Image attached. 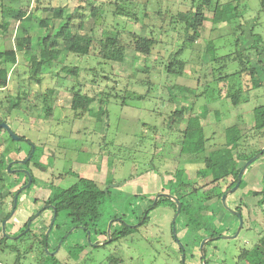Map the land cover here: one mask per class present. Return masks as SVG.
<instances>
[{
  "label": "rangeland",
  "instance_id": "374dc122",
  "mask_svg": "<svg viewBox=\"0 0 264 264\" xmlns=\"http://www.w3.org/2000/svg\"><path fill=\"white\" fill-rule=\"evenodd\" d=\"M51 1L54 6L65 5L66 13H70L77 5L84 6L83 12L90 13L85 2L80 0ZM101 1L103 0H96V3ZM134 1L138 3L137 21L114 17L105 8L100 9L95 16L84 17L85 27L92 28L98 34L107 33L111 26L117 24L118 27L127 26L126 28H131L141 36L151 34L158 40L152 49L153 54L143 55L127 49L123 61L112 62L111 70L115 74L126 76L137 73V76L135 79L133 76L112 79L106 83V87H102V80L99 81L100 87L95 86L91 82L92 72L84 70L91 64L75 58L74 63L81 67L79 79L85 83L82 91L97 94L100 89L104 90L105 95H110L104 116L98 114L97 100L91 103L85 116H73L69 109L71 93L65 87L70 82L66 81L64 85L55 82L57 67L44 66L40 87L27 79L29 56L36 51L38 36L44 32L39 20L41 17H51V12L34 11L32 2L27 5L26 0H22V10L29 17L32 15L25 22L28 25V35H23L24 42L30 45L29 50H23L15 42V37L22 33L20 27H17V21L10 20L6 31L0 30V49L5 52L9 72L8 85L0 91V118L6 121L16 135L25 136L23 140H15L13 143L21 148L14 160L26 158L32 150V144L37 146L32 161L26 166L25 163L22 164L24 168H6L7 174H4L2 182L6 187H11L12 177H17L20 184L25 181V176L27 179L26 174L12 173L11 170L27 169L35 181L18 196L15 214L5 223V233L11 235L25 223L28 216L37 214L39 210L41 214L34 218L31 228L38 229L43 223L50 225L52 208L43 204L49 189H42L41 183L50 182L68 187L79 177H84L96 181L103 190H110L105 194L101 205L102 220H107L106 228L113 217L116 218L114 223L112 221L114 227L119 228L120 222L136 225L138 222L135 218L148 205L153 206L158 195L160 196L156 201L159 203L149 211L146 222L137 230L105 245L93 246V243L104 241V238H96L92 232L88 241L87 232L83 233L80 228L73 229L61 242L57 252L50 255L59 261L58 264H109V256L121 258L119 264H235L240 251L256 245L264 234L263 226L258 222L260 214L253 208L243 212V224L237 235L226 237L236 232L239 221L224 206L219 207L217 225L222 234L204 243L201 242L210 236L206 235L198 243L201 232H187L179 217L175 222L176 238L182 244L189 239L188 244L179 251L180 244L172 231L174 208L165 198L167 196L162 194L175 196L177 185L181 181L198 185L204 180L196 176V169L202 166L198 156L179 153L180 130L185 121L169 125L167 120L173 108L191 106L190 120L200 121L203 133L198 131V134L201 138H208L206 150L220 146L224 142V129L233 125L241 132L254 136V148L250 151L264 147V127L253 128L256 119L253 108L264 105V92L262 88L254 89L245 101L232 105L225 97L231 86L228 75L239 68V61L220 58L231 55L236 48L247 47L251 43V33H256L260 41L264 40V10L261 8L264 0H233L243 1L238 10L239 16L222 24L213 23L211 8L201 4L207 19L203 22L197 41L181 55L185 60L182 76L167 73L164 66L170 49H174L182 41L179 34L178 39L177 33L169 29L168 13L189 8L190 0ZM227 1L221 0L225 3ZM233 1L224 4L221 12L225 13L232 7L235 4ZM3 3L18 6L17 0H4ZM142 12L146 15L143 16ZM238 24L239 28L236 27ZM178 29L180 28L177 26L175 30ZM236 37L239 39L238 47L235 45ZM210 49L211 55L219 59L210 60ZM92 61L96 62L95 59ZM219 77L222 79L217 81ZM144 79L149 82H141ZM237 81L239 80L235 83ZM242 82L245 88L250 87L245 73L242 74ZM47 87L56 89L51 116H28L25 113L26 101L19 102L17 97L24 96L29 88L40 90ZM7 105H13L14 109L10 115L5 116L3 112ZM6 144H10L9 135L1 130L0 153ZM35 162L38 163L37 166L34 165ZM15 164L18 163L12 165ZM263 167L259 162L250 166L243 177V186L247 183L252 187L241 186L229 193L226 203L230 208L234 207L233 201L241 199L251 204V200L255 198H252L248 189L259 184L258 178ZM14 188L15 185H12V189ZM9 208L10 199L6 207L0 209V219ZM3 221L0 220V237L6 235L1 229ZM56 222L64 223L63 213L59 214ZM65 227L66 224L58 229L53 227L48 232L46 247L50 252L57 248L61 239L57 241V238ZM48 228L49 226L45 230V237ZM10 240L6 244H11ZM13 242L18 252L23 253L29 239ZM14 258L12 252L0 249V264H12ZM35 261L36 254L32 250L21 256L20 264H34Z\"/></svg>",
  "mask_w": 264,
  "mask_h": 264
},
{
  "label": "trees",
  "instance_id": "16d2710c",
  "mask_svg": "<svg viewBox=\"0 0 264 264\" xmlns=\"http://www.w3.org/2000/svg\"><path fill=\"white\" fill-rule=\"evenodd\" d=\"M4 0H0V30L6 31L9 21H17V27H20L22 33L15 37V42L18 46H21L23 50H29L30 45L24 42L23 35H28V25L26 21L30 20L29 17L22 10V0L18 1V6H7L3 3ZM85 2V5L89 8L90 13L83 12L84 6H74L70 13H66L65 5L52 4L51 0H26L27 5L33 3V10L42 12H51V17H41L40 22L44 32L38 36L36 51L29 56V65L27 68V79L40 87L41 80L43 78L42 72L46 65H51L53 68L57 67V71L54 73L55 82L60 85L67 84L66 90L70 91L71 99L69 109L73 112L75 118H81L86 115L90 109L91 103L95 100L98 101V114L104 116L107 113L106 103L110 95H105L104 90H98L97 94H90L88 91H82L85 85L79 79L80 65L75 64V58L83 59L89 62L91 65L86 66L84 70H90L92 72L91 82L100 87L99 81L104 82V86H107V82L112 79H120L122 77L133 76L135 79L137 73H129L126 76L115 74L111 70L112 62L123 61L126 50L132 49L135 52L143 55L153 54L152 49L158 43V40L153 35L141 36L133 32L131 28L118 27L119 25L111 26V29L105 34H98L93 31L92 28L85 27L84 17L86 15L95 16L100 9L105 8L114 17L124 18L127 21L139 20L137 10L138 3L134 0H103L96 3V0H80ZM231 0H228L229 3ZM233 1V0H232ZM235 4L230 7L225 13L221 12V8L225 2L221 0H190L189 8L177 9L175 12H169V25L172 31H175L181 36V44L176 45L174 49H170L169 54L165 59V69L167 73L174 74L176 76H182L184 74L185 60L181 58L183 51L186 48H190L191 45L197 41L200 36L203 22L207 19L204 14V10L200 5H205L211 8L213 15L211 17L213 23L222 24L223 22L229 23L230 18H237L238 10L242 7L243 1H233ZM264 10V4L261 7ZM145 16V12H142ZM88 17V16H87ZM226 20V21H225ZM180 29L175 30L176 27ZM240 24L236 27L239 28ZM172 27V28H171ZM170 45V44H169ZM235 45L238 47L239 39L236 37ZM170 47V46H169ZM213 49V48H212ZM212 49L208 50L210 60L214 61L219 58L211 55ZM166 50H169L167 48ZM166 52V51H165ZM64 55V56H63ZM158 57V56H157ZM221 60H237L239 61V68L233 73L229 74V82L231 83L230 92L226 93L225 97L230 101L232 105L245 101V98L250 96V92L254 89L262 88L264 92V40L260 41L256 33H251V43L247 47H239L228 56L220 57ZM95 59L94 63L92 60ZM253 60H255L253 62ZM59 64V67H58ZM247 74L250 87L245 88L242 82V74ZM222 78H217L220 81ZM236 80L237 83H235ZM147 81V79L141 82ZM9 82V72L5 57V52L0 49V91L5 89ZM116 83V82H115ZM237 86H236V85ZM239 84V85H238ZM55 87H47L45 89L37 90L35 88H29V91L24 96H18L17 99L24 100L27 103L28 116H51L55 103L54 92ZM2 102L0 101V104ZM14 109L13 105H7L4 110V115H10ZM23 111L22 109H18ZM191 106L182 105L181 107L173 108L168 114V123L173 124L176 121H185V125L180 130L181 141L179 153L181 155H197L198 160L201 163V167L196 169L197 178L204 180L203 183L195 185L185 181L179 182L176 188L175 196L180 202V211L176 216L175 222L180 217L182 219V227L191 232H201L199 241L209 235L211 237H220L221 232L217 225V218L219 216L218 209L223 207L221 203V195L224 191L234 186L237 181V175L243 164L251 158L255 153L259 152L261 148L255 151H250L254 148V136L247 135V133L241 132L236 125L227 127L224 129V142L212 150H206V142L208 138H201L198 134L203 133L202 124L200 121L190 120ZM253 112L256 116L253 128L264 127V105H258L253 108ZM0 122H6L3 118H0ZM4 130V129H0ZM25 136H20L19 140H23ZM10 144H6L0 153V209L6 207L8 199H10L9 211L1 217L0 220L7 221L15 214L10 215L13 208V198L18 188L24 185L27 181L21 184L17 177H12L11 187L6 184H2L4 174H7V164L14 160L16 155L21 152L19 146H14L16 141L9 136ZM34 146V150L31 154L30 160L25 163L28 165L36 152L37 146ZM259 162L264 165V152L252 161L242 174V179L239 184L241 186H249L247 183L243 186V177L246 174L250 166ZM35 166L38 163H34ZM23 167L22 164L11 165L12 167ZM18 174V173H17ZM32 175V174H31ZM209 178V180H207ZM35 181L32 176V182ZM259 184L254 188L248 189V192L255 199L251 200V204L245 203L242 199L239 201H233V209L238 211L241 216L245 209L253 208L260 214V222L263 226L264 233V167L260 171V177L258 178ZM12 185L15 188L12 189ZM42 189H49L48 196L43 200L45 207L52 205L56 209V218L51 226L60 228L66 224L65 230L57 238H63V234L67 233V229L71 226H75L74 229H79L80 226H84L86 230L92 232L96 238H104L106 241V222L101 217V205L104 201L105 194L110 190L107 188L103 190L98 183L92 179L79 177L74 183L68 187H61L54 185L53 183L43 182L41 183ZM252 185L249 186V188ZM29 188V187H28ZM25 190V189H23ZM22 190V191H23ZM21 191V192H22ZM18 193V196L20 193ZM168 199L171 206L176 211V203L169 197ZM215 200L214 202L212 200ZM159 201H156L153 206L148 205L141 213L135 218L138 222L134 227L125 225L120 222V227H114V221L110 227V240L113 242L119 238L126 237L133 231L137 230L139 226L143 225L146 220L149 211L156 206ZM251 205L252 207H249ZM51 213L53 212L50 210ZM229 212V211H228ZM60 213H63L64 223H57L56 220ZM41 214V213H40ZM145 215V216H144ZM233 215V213H231ZM32 215L28 216L25 223H23L15 232L10 233L15 236L22 232L26 227V223L30 220ZM237 220V216L233 215ZM143 218V219H142ZM34 220V219H33ZM31 220V224L33 222ZM30 227L28 231L21 234L16 241H24L29 239V242L25 244L23 253L18 252L17 246L13 240L11 244H6L9 240L5 235L0 237V249H7L15 256L12 264H20L21 256L25 253L34 250L36 254V261L34 264H58V260L54 256H50L45 252L44 247L48 245V236L45 237V230L49 226L43 223L38 229H32ZM50 224V223H49ZM6 227V225H5ZM103 228V229H102ZM50 230V231H51ZM83 233H86L82 230ZM50 233V232H49ZM49 235V234H48ZM69 235V234H68ZM67 235V236H68ZM189 237L187 233V238ZM186 238V241H187ZM66 238H63L62 242ZM191 241H194L192 239ZM103 244L98 245H105ZM188 241L183 247L188 244ZM261 243V246H260ZM48 247V246H47ZM56 245L54 246V248ZM181 252V247L179 248ZM109 264H119L122 259L119 257L109 256L107 258ZM264 264V234L261 235L258 243L249 249L241 250L237 256L235 264Z\"/></svg>",
  "mask_w": 264,
  "mask_h": 264
},
{
  "label": "water",
  "instance_id": "95a60500",
  "mask_svg": "<svg viewBox=\"0 0 264 264\" xmlns=\"http://www.w3.org/2000/svg\"><path fill=\"white\" fill-rule=\"evenodd\" d=\"M0 129H4V130L8 133V135H9L13 140H19V139H20V136L16 135V134L10 129L9 125H8L6 122H0ZM33 150H34V146L32 145V150H31L30 154H29L26 158H24V159H15V160L10 161V162L8 163V165H7V166H8V169H9L10 166H11L12 164H14V163H18V164H24V163H26V162L31 158V154H32ZM263 152H264V147L261 148V150H260L259 152L255 153L251 158H249V159L243 164V166L240 168V170H239V172H238V175H237V181H236V183L234 184V186H232L231 188H229V189H227L226 191H224V192L222 193V195H221V203H222V205L224 206V208H225L226 210H228L229 212L235 214V215L237 216V218H238V221H239V226H238L236 232H235L234 234H232L231 236H226V237H235V236L237 235L238 231L240 230L242 224H243V220H242V216H241V214H240L238 211H236V210L230 208V207L227 205V203H226V197H227V195H228L229 193L234 192V191L239 187V184H240L241 179H242V174H243V172L245 171V169L247 168V166H248L252 161H254L258 156H260ZM10 172H12V173H13V172H22V173H24V174L27 175V182H26L23 186H21V187L17 190V192L15 193V195H14V198H13V208H12L11 213H10V215H11V214L14 212V209H15V207H16V205H17L18 193L21 192L23 189L27 188L28 186H30V184H31V182H32V176H31L30 172H29L27 169L11 170ZM162 195L171 198V199L174 200V202L176 203V211H175V215H174V217H173V219H172V231H173V236L176 238V232H175V219H176V216L178 215V213H179V211H180V202H179V200H178V198H177L176 196H173V195H170V194H162ZM159 196H160V195H158V196L155 198L153 204H155V202H156V200H157V198H158ZM50 206H51V208H52V210H53V215H52V218H51V220H50V225H49V228H48V230H47V232H46V236L48 235V232L50 231L51 226L53 225V222H54V220H55V218H56V209H55L52 205H50ZM40 212H41V210H39L37 214L31 216L30 220H28L27 223H26V227H25V229H24L22 232H20L19 234L15 235V236H12V235H8V234H6V233H5V222H6L5 220L2 222V227H1L2 232H3L4 234H6L5 236H6L7 238L11 239V240H14V239L18 238L21 234H23V233H25L26 231H28V229H29V227H30V224H31V220H33V219H34V218H35ZM142 219H143V218H142ZM111 224H112V221H110V222L108 223L107 228H106V237H107L106 241H96L95 243L92 244L93 246H97L98 244H103V243L108 242V241L110 240V226H111ZM128 226L134 227L135 225H128ZM80 227H81V226H80ZM74 228H75V226H73L70 230H68L67 233H65V234L63 235V238H65V237H66V236H67V235H68V234H69ZM86 232H87V239H88V241H90V239H89L90 231H89V230H86ZM215 237H216V236H215ZM215 237H211V236H210V237H207V238H205L201 243H204L206 240L214 239ZM63 238H61V239L59 240L58 245H57V248H55V249L53 250V252H50L46 246H45V252H47V254H49V255H54V254L57 252V250H58V248H59V246H60V244H61ZM176 240L179 242V240H178L177 238H176ZM179 244H180L181 250H183V244L180 243V242H179Z\"/></svg>",
  "mask_w": 264,
  "mask_h": 264
},
{
  "label": "flooded vegetation",
  "instance_id": "af4514ba",
  "mask_svg": "<svg viewBox=\"0 0 264 264\" xmlns=\"http://www.w3.org/2000/svg\"><path fill=\"white\" fill-rule=\"evenodd\" d=\"M19 168H24V167H19ZM44 206H45V205H44ZM80 229H81V230H84V231L86 232V229H85L84 226L81 225Z\"/></svg>",
  "mask_w": 264,
  "mask_h": 264
}]
</instances>
